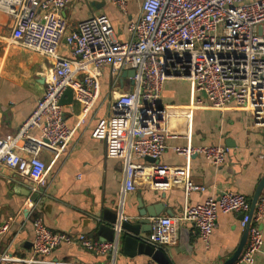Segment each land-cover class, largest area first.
Returning a JSON list of instances; mask_svg holds the SVG:
<instances>
[{"label":"built area","instance_id":"built-area-1","mask_svg":"<svg viewBox=\"0 0 264 264\" xmlns=\"http://www.w3.org/2000/svg\"><path fill=\"white\" fill-rule=\"evenodd\" d=\"M125 12L133 0H107ZM69 0H0V11L11 17L9 44L51 60L45 77L44 94L13 138L0 139V167L32 180L30 194L46 184L49 166L41 153L56 162L74 144L77 128L95 107L100 80L111 68L115 87L122 73L133 70L130 91L119 92L110 107V122L125 133L122 195L135 191L137 178L147 172L152 189L180 186L188 196L203 193L184 167L160 163L172 152L190 160L201 156L214 166L223 165L229 149L225 146H174L169 148L161 125L165 114L159 108L162 90L170 80L187 81L194 104L215 110L230 105L247 110L252 121L264 128V0H142L139 16L128 24L129 39L114 38L110 22L91 16L68 32L64 11ZM67 56L61 54V44ZM69 90L82 115L75 126L67 125L60 105ZM149 158V165L134 160ZM240 215L239 225L247 230L243 251L233 264H254L264 239V187L250 209L244 195L222 191L202 203L185 206L180 223H189L200 240L208 245L219 214ZM169 217L152 219L149 243L164 247L170 242ZM31 259L12 264H74L46 262L44 257L65 244H78L95 255L114 257L118 239L94 241L85 236L49 229L41 219L33 222ZM8 225H0V242ZM9 259L0 257V264Z\"/></svg>","mask_w":264,"mask_h":264},{"label":"crops","instance_id":"crops-1","mask_svg":"<svg viewBox=\"0 0 264 264\" xmlns=\"http://www.w3.org/2000/svg\"><path fill=\"white\" fill-rule=\"evenodd\" d=\"M141 2H129L122 12L107 0H69L64 11L68 32L78 22L96 16L108 20L114 38L125 42L129 39L128 24L139 16ZM12 25L11 17L0 11V139L13 138L42 98L52 63L9 44L7 37ZM64 47L63 41L61 54L67 56ZM129 79L122 73L114 87L111 68L104 70L95 107L77 128L74 144L53 164L50 153H41L49 170L46 184L38 188V193L30 194V178L0 167V225H8L0 242V257L10 260L6 264L31 259L32 225L36 219H41L52 231L103 242L96 234L97 216L108 209L123 220H136L139 203L156 216L149 219L151 223L158 217L178 222L170 229L169 244L162 247L169 264L233 261L244 235L240 215L219 214L208 245L200 240L192 224L180 223L178 219L185 206L202 203L222 191L253 197L264 177V128L254 124L249 111L234 105L222 110L207 104L196 106L191 85L184 80H170L163 87L159 106L165 114L161 128L165 129L168 147L225 146L230 149V158L223 165L214 166L201 156L185 160L168 149L160 163L184 167L190 180L202 186L204 192L186 196L180 186L152 189L147 182L148 171H144L136 180L135 191L123 196L125 133L123 126L110 122L109 112L117 94L132 89L133 82ZM62 109L67 125L74 127L82 115L81 107L72 100L64 103ZM134 161L149 165L146 159ZM115 238L119 243L114 257L95 255L78 244H65L43 259L74 264H156L143 254L127 255L121 237ZM254 264H264V244Z\"/></svg>","mask_w":264,"mask_h":264},{"label":"water","instance_id":"water-1","mask_svg":"<svg viewBox=\"0 0 264 264\" xmlns=\"http://www.w3.org/2000/svg\"><path fill=\"white\" fill-rule=\"evenodd\" d=\"M134 76V71L130 70L123 73V76ZM72 102V94L69 90H66L61 99L60 105L64 103ZM229 147L228 143H226ZM230 149L229 155L230 158ZM147 161L153 163V160L146 158ZM264 187V177L259 182L253 197L250 199V209L254 208V205L260 195L262 188ZM168 213V212H165ZM136 220H123L118 218L117 212H110L108 209L103 210L101 216H97L96 234L101 237L103 241H113L116 236L121 237V242L124 247V251L127 255L132 256L134 254H143L150 257L156 264H169L167 255L161 247H156L149 243L148 237L152 233V223L149 219L156 217L150 210L141 207L138 204V211H136ZM148 216V218H144ZM178 222L173 221L171 224L172 229ZM247 238V230H244L243 240L240 247L235 254L233 261L229 264H233L238 256L240 250L244 247Z\"/></svg>","mask_w":264,"mask_h":264}]
</instances>
